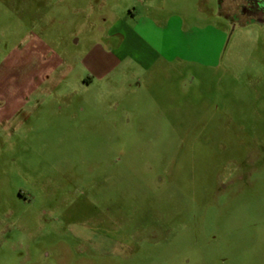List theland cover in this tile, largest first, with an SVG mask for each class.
<instances>
[{
	"label": "rangeland",
	"instance_id": "obj_1",
	"mask_svg": "<svg viewBox=\"0 0 264 264\" xmlns=\"http://www.w3.org/2000/svg\"><path fill=\"white\" fill-rule=\"evenodd\" d=\"M246 5L0 0V264H264Z\"/></svg>",
	"mask_w": 264,
	"mask_h": 264
},
{
	"label": "flooded vegetation",
	"instance_id": "obj_2",
	"mask_svg": "<svg viewBox=\"0 0 264 264\" xmlns=\"http://www.w3.org/2000/svg\"><path fill=\"white\" fill-rule=\"evenodd\" d=\"M248 5L243 7L249 17L253 19L264 18V0H247Z\"/></svg>",
	"mask_w": 264,
	"mask_h": 264
},
{
	"label": "crops",
	"instance_id": "obj_3",
	"mask_svg": "<svg viewBox=\"0 0 264 264\" xmlns=\"http://www.w3.org/2000/svg\"><path fill=\"white\" fill-rule=\"evenodd\" d=\"M138 40H139V41H138ZM135 41H136V43H138V42H140V39H136V38H135ZM141 42H142V41H141Z\"/></svg>",
	"mask_w": 264,
	"mask_h": 264
}]
</instances>
